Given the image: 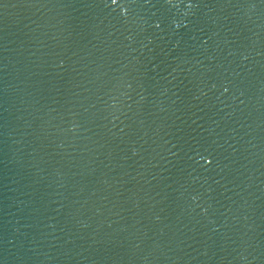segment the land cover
<instances>
[{
	"label": "water",
	"instance_id": "1",
	"mask_svg": "<svg viewBox=\"0 0 264 264\" xmlns=\"http://www.w3.org/2000/svg\"><path fill=\"white\" fill-rule=\"evenodd\" d=\"M0 264H264V0H0Z\"/></svg>",
	"mask_w": 264,
	"mask_h": 264
},
{
	"label": "snow or ice",
	"instance_id": "2",
	"mask_svg": "<svg viewBox=\"0 0 264 264\" xmlns=\"http://www.w3.org/2000/svg\"><path fill=\"white\" fill-rule=\"evenodd\" d=\"M112 2H113V3H115V2H116V0H112Z\"/></svg>",
	"mask_w": 264,
	"mask_h": 264
}]
</instances>
